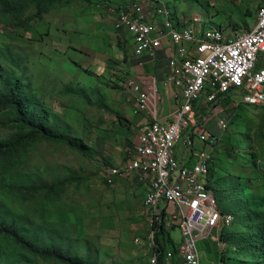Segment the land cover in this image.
<instances>
[{
  "label": "rangeland",
  "instance_id": "obj_1",
  "mask_svg": "<svg viewBox=\"0 0 264 264\" xmlns=\"http://www.w3.org/2000/svg\"><path fill=\"white\" fill-rule=\"evenodd\" d=\"M134 1L61 2L41 15L31 6L18 19L0 10V61L6 75L21 79L38 107L48 113L50 127L78 146L75 152L67 146L40 142L24 153L35 186L75 180L55 198V208L57 220L70 225L64 237L71 239L69 249L89 264H148L150 260L145 188L137 186L133 177L119 179L111 187L103 180L108 170L127 165L150 123V118L134 115L135 95L128 87L135 75L130 65L131 36L116 33L107 14L108 7ZM162 1L173 17L184 12L189 23L200 18L195 26L199 32L218 28L229 36L250 32L264 6V0H217L214 6L210 0ZM156 79L160 85L164 78ZM159 90L160 114L169 117L177 105L173 101V110H168L162 86ZM223 110L201 106L197 117V123L207 122L208 132L220 137L213 154L220 163L215 167H223L229 181L231 177L240 180L244 193L236 197L264 201V104L238 109L227 104ZM12 120L8 113H0V141L19 136ZM221 120L229 123L225 134L218 130ZM197 148L203 149L201 145ZM225 183L228 185L227 180ZM42 198L16 191L5 201L26 219H36ZM216 198L222 208V195L216 193ZM238 198L224 201V210L236 221ZM166 224L172 239L181 244L179 229L173 230L170 221ZM222 229L215 240L211 234L198 243L201 264H220V256L228 249L219 242ZM137 239L146 245L138 246ZM25 264L56 263L32 260ZM256 264L264 262L258 258Z\"/></svg>",
  "mask_w": 264,
  "mask_h": 264
},
{
  "label": "built area",
  "instance_id": "obj_2",
  "mask_svg": "<svg viewBox=\"0 0 264 264\" xmlns=\"http://www.w3.org/2000/svg\"><path fill=\"white\" fill-rule=\"evenodd\" d=\"M107 14L116 33L132 37L133 56L139 67L145 61L157 60L165 40L171 42L176 53L170 57L168 74L160 85L156 77L146 75L128 82L135 95L134 115L148 117L150 123L139 136L127 165L108 170L104 179L110 187L119 179L134 176L147 182L148 264H160L155 237L164 213L181 233L178 258L183 264H201L198 243L214 231L231 226L235 217L221 213L214 193L207 187L220 137L208 132L207 122L197 123V108L225 110L227 103L236 108L264 104V6L259 9L254 28L236 36L218 28L199 32L192 25L181 27L162 0L111 6ZM156 19L164 21L157 25L153 23ZM199 22L197 18L193 25ZM260 62L262 66L256 69ZM159 86L164 92H172L177 105L167 124L158 120L162 97ZM228 129L226 120L219 121L221 134ZM135 243L146 245L141 239ZM164 259L171 261L173 254L168 253Z\"/></svg>",
  "mask_w": 264,
  "mask_h": 264
},
{
  "label": "trees",
  "instance_id": "obj_3",
  "mask_svg": "<svg viewBox=\"0 0 264 264\" xmlns=\"http://www.w3.org/2000/svg\"><path fill=\"white\" fill-rule=\"evenodd\" d=\"M61 2L89 4L90 0H0V10L4 15L13 14L18 19L31 6L36 9V15H41ZM260 67L258 63L256 69ZM199 109L200 105L197 108V117ZM0 113H8L13 117L12 123L19 133L11 141H0V264H25L32 260L56 264H89L78 252L69 249L71 239H64L70 225L57 220L59 212L55 208V198L65 187L74 184L75 180L67 179L53 186H35L28 170V158L24 153L40 142L67 146L75 152L79 151L78 146L74 140L50 127L48 113L39 108L32 99L30 88L21 79L6 75L1 61ZM219 163L214 157L207 178L208 189L215 197L216 193H220L224 201L243 197L244 188L239 183L240 180L231 177L229 181L225 169L221 166L215 167ZM103 180L110 187L104 178ZM228 186L231 187L230 190ZM16 191L30 193L35 197L43 195L38 218L26 219L6 203L5 197ZM237 200V221L235 218L231 226L223 227L219 237V242L228 246L227 254L224 252L220 256V264H256L258 258L264 262V201ZM224 201L222 208L220 204L218 206L221 213L227 215ZM167 221L169 219L164 213L163 223L155 237L160 264H183L177 255L179 245L172 239V230L168 229ZM174 229H177L175 225ZM168 253L173 254V259L166 262L164 257Z\"/></svg>",
  "mask_w": 264,
  "mask_h": 264
},
{
  "label": "crops",
  "instance_id": "obj_4",
  "mask_svg": "<svg viewBox=\"0 0 264 264\" xmlns=\"http://www.w3.org/2000/svg\"><path fill=\"white\" fill-rule=\"evenodd\" d=\"M140 1L141 0H136V1L132 2V3H130V4L137 3V2H140ZM216 1L217 0H210V4L212 6H214ZM130 4H126L125 6L130 5ZM118 8H120V7H118ZM186 17H187L186 13L181 12L179 17H173V18H174L176 23L180 24L181 27H189L191 25L192 26H196V25H193V22L189 23L187 21L188 18L186 19ZM109 19L113 22V20L111 18H109ZM191 20H192V17L190 18L189 21H191ZM193 20H195V19H193ZM163 21H164L163 19H156L155 21H153V23L159 25V24H162ZM127 36H129V38H130V35H127ZM131 44L133 45L132 37H131ZM133 47L134 46H132V48ZM175 53H176V49H174V47L172 46L171 42H169L168 40H165V41H163V49L159 53V55L157 57V60L153 61V62L145 61L144 66L143 67H139L138 64H137V60L133 56V50H132V53L129 54L130 58H131L130 65L132 66V70L131 71L132 72L134 71V73H135L134 77H138L139 74L140 75H145L146 74L147 77H156V76L161 77L163 75V78L165 79L167 74H168V62H169V59H170L171 56L175 55ZM164 79H163V81H164ZM163 95L166 98V102L169 105L168 110H173L172 105H173L174 99H173L172 92L171 91L170 92L165 91L163 93ZM168 112H170V111H168ZM173 114H174V111L169 117L166 115V113L162 114V116H161V114H159L158 120H159V122H161L163 124H167L168 122H171V117H172ZM148 126L145 127L143 132L148 128ZM133 179H135V181L137 182V186H141V189L145 188V190L147 192V189H148L147 182H140L139 179H138V176H134ZM146 192H145V195H146ZM169 221L172 222L171 220H169ZM214 232L212 233V236L214 235L213 239L215 240L216 239L215 237H216V235L219 234V231H214ZM204 241L205 240H203L201 242H204ZM205 245L207 246V244H205ZM202 247H203V251L206 252L207 249L204 246V243H203Z\"/></svg>",
  "mask_w": 264,
  "mask_h": 264
},
{
  "label": "bare ground",
  "instance_id": "obj_5",
  "mask_svg": "<svg viewBox=\"0 0 264 264\" xmlns=\"http://www.w3.org/2000/svg\"><path fill=\"white\" fill-rule=\"evenodd\" d=\"M178 228V227H177Z\"/></svg>",
  "mask_w": 264,
  "mask_h": 264
}]
</instances>
